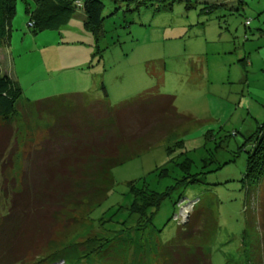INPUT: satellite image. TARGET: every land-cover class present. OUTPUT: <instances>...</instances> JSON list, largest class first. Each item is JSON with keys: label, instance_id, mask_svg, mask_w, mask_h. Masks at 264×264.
Segmentation results:
<instances>
[{"label": "rangeland", "instance_id": "obj_1", "mask_svg": "<svg viewBox=\"0 0 264 264\" xmlns=\"http://www.w3.org/2000/svg\"><path fill=\"white\" fill-rule=\"evenodd\" d=\"M100 1L95 38L82 28L80 9L60 29L32 33L25 1L16 0L9 42L0 46V72L29 101L82 92L115 105L155 86L173 95L175 109L190 119L113 167L106 198L83 222L55 235L42 264H161L159 248L181 229L174 218L184 221L192 207L188 220L206 234L211 264H264V169L257 180H242L264 121V0ZM27 119L19 113L8 126L0 120L8 164L0 188L8 192L20 187L25 149L44 137L46 126ZM176 141L181 147L172 146ZM184 159L187 173L178 165ZM182 175L196 179L170 190L146 227L117 231L133 225L127 182L143 180L162 192ZM177 198L184 199L181 215ZM6 204L0 194V209Z\"/></svg>", "mask_w": 264, "mask_h": 264}, {"label": "trees", "instance_id": "obj_2", "mask_svg": "<svg viewBox=\"0 0 264 264\" xmlns=\"http://www.w3.org/2000/svg\"><path fill=\"white\" fill-rule=\"evenodd\" d=\"M15 1L0 0V46L9 42ZM23 1L26 26L32 33L60 29L75 9L82 11L84 30L95 38L101 32L100 0ZM100 86L105 96L103 84ZM20 95L21 89L16 82L0 72V120L3 125L8 126L20 113L26 120L35 119L37 128L46 126L42 140L33 146L26 145L18 191L8 192L4 184L0 188L3 200H7L5 209H0V264H42L43 250L55 235L69 225L83 222L90 209L106 198L114 185L113 167L157 145L180 122L190 119L175 109L173 95L162 93L155 86L115 105L106 99H88L82 92L35 101L22 100ZM263 126L264 121L258 126L254 144L246 156L242 180L247 182L257 180L264 169ZM181 145V141H176L172 146ZM172 146H166L167 152ZM1 154L0 149L2 175L8 164L6 153ZM178 165L188 172L187 159ZM166 173L165 169L160 170V175ZM195 179L196 176L182 175L162 192L148 189L143 180L127 182L131 201L125 207L133 218V225L122 226L117 231L146 227L170 190ZM179 200L184 202L183 198L174 201L177 211L181 205H178ZM192 209L182 222L174 218L176 213L173 214L181 229L159 248L161 264H211L205 250L206 234L199 226L195 227V221L188 220Z\"/></svg>", "mask_w": 264, "mask_h": 264}, {"label": "built area", "instance_id": "obj_3", "mask_svg": "<svg viewBox=\"0 0 264 264\" xmlns=\"http://www.w3.org/2000/svg\"><path fill=\"white\" fill-rule=\"evenodd\" d=\"M181 210H183V207H179V215H181L182 213H181ZM176 216V214L174 215V217ZM63 264V263H62Z\"/></svg>", "mask_w": 264, "mask_h": 264}]
</instances>
